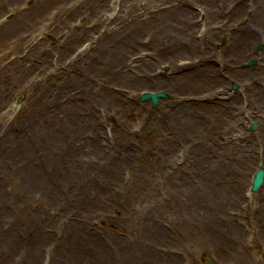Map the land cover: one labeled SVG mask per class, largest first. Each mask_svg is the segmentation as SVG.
<instances>
[{
	"label": "rangeland",
	"instance_id": "1",
	"mask_svg": "<svg viewBox=\"0 0 264 264\" xmlns=\"http://www.w3.org/2000/svg\"><path fill=\"white\" fill-rule=\"evenodd\" d=\"M261 3L0 0V264H264Z\"/></svg>",
	"mask_w": 264,
	"mask_h": 264
},
{
	"label": "bare ground",
	"instance_id": "2",
	"mask_svg": "<svg viewBox=\"0 0 264 264\" xmlns=\"http://www.w3.org/2000/svg\"><path fill=\"white\" fill-rule=\"evenodd\" d=\"M207 2H209V0H206ZM261 5H264V0H262V3H261ZM239 9V6L238 5H236L235 4V6L232 8V12H235V11H237ZM264 9V8H263ZM207 22H208V24H209V26H207V29H206V32H210L211 30H213L214 29V27H213V25H212V23L214 24V22H211V20H213V18L215 17V16H217L218 15V11L217 10H214V9H212L210 6L209 7H207ZM185 12H187V11H185V9H182V13H185ZM262 15H263V17H264V12L262 13ZM182 19H184L183 20V23L185 24V22H186V17L185 16H183L182 17ZM264 19H262L261 21H259V22H253V21H251L250 20V23L251 24H254V25H256V29L254 30V32H252V33H247L246 34V32H247V30H244V33L243 34H241V36L240 37H238V39L240 40H244L247 36H252V37H260L261 35L262 36H264ZM215 25V24H214ZM211 27V28H210ZM216 27V26H215ZM230 29H231V31H230V34L232 35V34H235L236 32H242V30H240V29H238V28H232V27H230ZM246 34V35H245ZM244 35H245V37H244ZM182 40V39H181ZM185 41H186V39L184 40V43H185ZM137 65H140V63H138Z\"/></svg>",
	"mask_w": 264,
	"mask_h": 264
},
{
	"label": "water",
	"instance_id": "3",
	"mask_svg": "<svg viewBox=\"0 0 264 264\" xmlns=\"http://www.w3.org/2000/svg\"><path fill=\"white\" fill-rule=\"evenodd\" d=\"M259 48H261V47H259ZM254 62L255 61L252 60V61L248 62L247 64L252 65ZM234 88H236L235 84H233V89ZM166 97H168V95L163 91H159L156 93L145 92L139 97V101H145V100L151 99L152 107H156L158 105L159 98H166ZM252 128L256 129L255 123H253ZM149 132H150V129L147 130V133H149ZM263 179H264V171L262 168H258V170L256 171V173L254 174V177H253L251 190L252 191L258 190V188L263 183Z\"/></svg>",
	"mask_w": 264,
	"mask_h": 264
}]
</instances>
